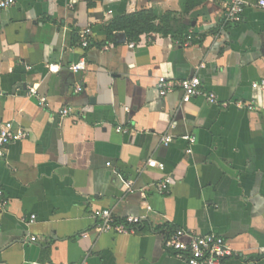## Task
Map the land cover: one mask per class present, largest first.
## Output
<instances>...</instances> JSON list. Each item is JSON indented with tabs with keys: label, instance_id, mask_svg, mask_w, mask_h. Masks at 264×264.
I'll list each match as a JSON object with an SVG mask.
<instances>
[{
	"label": "crops",
	"instance_id": "0c3cea01",
	"mask_svg": "<svg viewBox=\"0 0 264 264\" xmlns=\"http://www.w3.org/2000/svg\"><path fill=\"white\" fill-rule=\"evenodd\" d=\"M181 1L14 0L0 9V122L30 133L0 158V264H185L166 244L177 230L222 237L232 252L224 264H264V94L251 87L264 80V12L249 6L227 24L230 0H203L186 14ZM152 8L172 13L185 38L107 40L111 19ZM81 59L85 70L70 71ZM162 76H196L219 103L255 109L183 103L178 89L159 97ZM28 86L47 107L26 97ZM63 106L73 116L61 118ZM185 136L195 139L190 153ZM166 177L160 195L154 184ZM102 210L145 218L133 234H99Z\"/></svg>",
	"mask_w": 264,
	"mask_h": 264
},
{
	"label": "built area",
	"instance_id": "2783aa9c",
	"mask_svg": "<svg viewBox=\"0 0 264 264\" xmlns=\"http://www.w3.org/2000/svg\"><path fill=\"white\" fill-rule=\"evenodd\" d=\"M14 4V0H0V9H6ZM254 7L264 12V0H230L225 6L223 12V20L227 24H236L242 20L243 13L247 7ZM92 36V30L87 28L80 34V46L82 48H88L90 39ZM192 33H189L183 46L187 47L193 40ZM134 43L129 44V48H133ZM86 67L84 59H81L76 64L69 67L72 72L84 71ZM53 71V68H49ZM253 89L259 90L264 94V80L251 85ZM76 92L81 91V87L78 85L75 88ZM178 89L182 94V102L188 103L193 98L203 97L207 104L217 105L220 104L222 109H227L230 106L239 109L252 111L255 108L252 105L245 106L241 102H221L219 103L217 98L212 93H207L201 88V81L198 77L193 76L184 80H176L172 78L159 77L157 79V90L159 97H165ZM26 97L33 98L37 105L41 108L47 107V101L44 96L38 94L37 90L33 86H28L26 90ZM61 118L73 116L74 110L71 107L63 106L57 111ZM117 133L126 132L121 128H116ZM30 133L26 128L19 125L15 126L12 122H0V158L4 156V152L7 146L25 141L29 138ZM184 140L188 141L187 153H190V147L194 144V137L185 136ZM172 137L170 135L163 137L164 144L171 142ZM110 164H107L109 166ZM147 166L149 168H155L163 172L165 166L155 161H148ZM171 184L169 177L164 178L162 181L154 184L155 191L163 195L168 192V188ZM126 189L128 192H133L132 182H127ZM7 204V200L4 197L3 191L0 190V210H2ZM144 216L141 217H128L123 221H117L108 210H102L95 214V227L94 231L101 233H112L116 235H130L133 234L134 229L138 226ZM35 221V216H30L26 222L27 225L32 224ZM183 238H187L186 241ZM30 241H35V238H30ZM168 248L173 251L179 259H182L185 264H224V260L232 256V252L227 247L224 239L215 234H207L198 236L195 234H187L185 231L177 230L167 239Z\"/></svg>",
	"mask_w": 264,
	"mask_h": 264
},
{
	"label": "trees",
	"instance_id": "16d2710c",
	"mask_svg": "<svg viewBox=\"0 0 264 264\" xmlns=\"http://www.w3.org/2000/svg\"><path fill=\"white\" fill-rule=\"evenodd\" d=\"M203 0H182V12L188 13L197 7ZM172 13H159L156 9L140 11L129 15H119L111 19L105 26V35L108 41L115 42V35L122 33L127 42L137 41L143 34L155 33L163 36L178 37L182 41L186 36L187 27L179 26L174 29Z\"/></svg>",
	"mask_w": 264,
	"mask_h": 264
}]
</instances>
